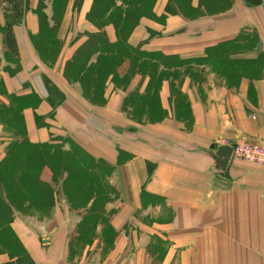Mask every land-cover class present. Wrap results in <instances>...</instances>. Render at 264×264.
Returning <instances> with one entry per match:
<instances>
[{
	"label": "crops",
	"instance_id": "obj_1",
	"mask_svg": "<svg viewBox=\"0 0 264 264\" xmlns=\"http://www.w3.org/2000/svg\"><path fill=\"white\" fill-rule=\"evenodd\" d=\"M40 3L24 0L13 23L18 55L4 38L12 10L0 6V171L14 142L38 152L15 168L32 173L37 190L21 208L0 182V264H264V164L232 155L221 171L211 154L221 144L264 145V0H231L227 11L194 16L159 0L127 38L134 55L106 79L90 74L104 56L92 43L101 32L87 17L93 0H84L75 22L81 33L53 38H42ZM44 3L52 25L54 5ZM191 5L206 12L199 0ZM70 13L72 5L61 30ZM106 34L114 45L115 27ZM58 42V54L47 57ZM136 51L155 70L127 79ZM188 68L202 76L185 75ZM176 70L182 104L171 80L156 91L157 76ZM156 92L160 118H134L153 109ZM42 151L49 160L56 154L54 162H41ZM68 162L102 175L112 190L106 212H87L97 197L76 206L83 202L68 192L75 186ZM42 184L51 196L41 197Z\"/></svg>",
	"mask_w": 264,
	"mask_h": 264
},
{
	"label": "rangeland",
	"instance_id": "obj_2",
	"mask_svg": "<svg viewBox=\"0 0 264 264\" xmlns=\"http://www.w3.org/2000/svg\"><path fill=\"white\" fill-rule=\"evenodd\" d=\"M98 0H93V4ZM100 1V0H99ZM159 0H101L100 2L105 4V6H110L109 10L106 11V14L103 17L96 18L92 15V11L87 14V17L89 21H92L98 28H101L102 30H105L106 33V27L107 25H113L116 29V35H117V41L113 45L112 43L108 42V39L105 38V53L103 56V59L99 61L98 65H95L94 67L91 68L90 74L92 72H99V75H103L104 79L108 77L109 74H112L116 72L118 67L123 63V61H126L128 57H131V55H134L132 51L129 49L127 46V38L134 27V25L137 23V21L144 15H150L158 3ZM191 1L192 0H169L170 6L172 9L174 8V4H177V7L181 9L185 15H197V14H202V13H218V12H224L230 9L232 3L231 0H199V5L205 6L206 7V12L200 10L194 11L191 9ZM84 0H52V4L54 5V13H53V23L52 25H49V18L47 14L44 12L43 7H42V12H41V21L43 23V28L42 29V38L45 36V34H49L52 36H59L62 34V36L67 32V31H73V33L77 32L81 33V30H78V26L75 24V22H78V15L80 16V10L83 5ZM45 4V3H44ZM68 5H72V10L73 13L69 14L68 17V23L67 28H64V30H61V22L63 19L66 17V9ZM114 6V7H113ZM102 16V15H101ZM51 23V22H50ZM39 39V44H42L43 39ZM61 44L59 42L53 46L50 47V45L45 49V53L47 54V57L49 58H54L59 50H60ZM46 48V46L44 47ZM138 55L134 57L135 59L132 60L133 63L132 67L130 68L129 72L125 75V78H129L130 75H132L135 72H140V73H146L148 72V69L150 66L153 67V65H150L149 62H144V53L136 51ZM135 52V53H136ZM129 59V58H128ZM143 59V60H142ZM173 61L172 59H170ZM217 61L213 63V69L218 72V66H217ZM229 70H225V75H228ZM162 78L169 79L172 82V93L171 95L173 97H176L177 102L182 104V99L183 95L180 93V89H178V85L181 82V76L183 75L181 72L178 70L174 71V73H168V75L164 76L162 74ZM185 75H189L190 77H193L196 79H199L202 76V73H195L193 72L192 69L188 68L187 71L185 72ZM161 78V79H162ZM230 81V78L228 76L227 78ZM234 80V78H232ZM90 81V77L88 79ZM86 77L82 79L84 83L88 81ZM91 83V82H90ZM159 82L156 83V89L158 90V84ZM89 90V89H88ZM87 90V92H88ZM156 90V91H157ZM89 96H94L98 100H100V93L95 92L93 93H88ZM134 98L132 97V100ZM152 103L151 106H153V109L150 110L149 113L146 112H136L133 111V116L134 118L137 119H142V117H146L147 120L149 121H155L159 119L160 117L158 116L157 112L159 111L157 108L159 102H158V93L156 92L153 95L152 98ZM178 103V104H179ZM158 110V111H157ZM135 112V113H134ZM21 129V127H20ZM42 153V152H41ZM28 158L29 160H36L38 156L37 151H32V149H29L28 151ZM56 157V154L53 155V157L50 158V162H54ZM58 158V155H57ZM60 160L59 158L57 161ZM31 164V163H30ZM62 164V163H61ZM68 162V167L73 168L74 172L71 174V181L75 186L72 188L68 189V192H70L71 197L76 201V203H79L80 200H82V204H76L77 207L84 206L86 201L93 198L97 197V200L94 202L92 206H89V209L87 210L88 213L90 214H101L106 212L107 210V202L110 199V196L112 195V190L108 183L106 181H103L102 175L90 173V172H85L82 169H80V164L78 166H73ZM11 166L14 168L11 172L8 170H5L4 176H5V184H7V188L10 191L11 196L13 197L14 203L16 205L18 204V207L21 208V204L25 201L24 199L28 197V195H25V190L21 187V183H19V177L20 179L22 175H19V173L16 171V166L15 164H11ZM31 166V165H30ZM73 166V167H72ZM63 167V166H62ZM10 168V167H9ZM3 171V170H2ZM9 175V176H8ZM33 175V174H32ZM1 176V175H0ZM3 176V174H2ZM1 176V177H2ZM22 181V180H21ZM99 186V187H96ZM44 197H48V194L42 193ZM43 197V196H42ZM23 207H25L23 205ZM86 223V222H85ZM88 225L93 223V221H87Z\"/></svg>",
	"mask_w": 264,
	"mask_h": 264
},
{
	"label": "trees",
	"instance_id": "obj_3",
	"mask_svg": "<svg viewBox=\"0 0 264 264\" xmlns=\"http://www.w3.org/2000/svg\"><path fill=\"white\" fill-rule=\"evenodd\" d=\"M44 1L45 0H41V3H40L41 7L44 6ZM100 1L99 0L96 1L95 4L92 5V9H91L92 15L94 17H96V18H98V16L99 17H103L106 14V11H108L109 7H110V6H108V7L105 6V4L104 3L102 4ZM247 1L249 3H253L256 0H247ZM23 3H24V0H0V6L2 8L6 9V10H12L11 11L12 12V19H7L6 20V26L4 28V38H5L6 46L8 47L10 52H12L14 55H18V50H17L16 37H15L14 29H13V23H14L15 20H18V19L21 18ZM173 9H172L171 6H169V11H173ZM152 13H153V11H152ZM152 13L149 16H151ZM144 16L147 17L148 15H144ZM144 16H142V17H144ZM140 19L137 21V23L140 21ZM45 36L47 38L55 37V36H52V35H49V34L48 35L45 34ZM105 38H107V34L103 31V32L98 33L97 38H96L97 40L95 39V41L92 42L94 44L93 46L96 47L95 44L98 45L99 48H97V47L96 48L101 50L103 53H105V51H106V49H105V47H106L105 46ZM79 59L81 60L80 56L78 57V62H79ZM205 60H208V58H205ZM162 62H163L164 65H167L168 67H170L169 65H172V64L174 66L181 64L179 62H178V64H175V63H173L171 61H169L167 63L165 59H163ZM150 70L154 71L155 69L152 66H150L148 71H150ZM162 76L163 75H161V74H160V76H157L158 78L156 79V81L157 82H159V80L161 81ZM157 82H155V84ZM154 87H155V85H154ZM14 127H15V130L18 131L19 133L23 132L22 129H20V126L14 125ZM24 142L25 141H22V142L18 143L19 144L18 146L14 142V144H12V146L9 148V155H8V157H6V160L4 162V163H6L5 166H7L5 170H8L9 172L14 170V168L11 166V164L12 165L15 164V166H16V165L21 164L22 162H24V164L30 162V160L28 158V156H29L28 151H29V149H31V147L28 148V146ZM75 149H76V147L74 146L73 151ZM39 156H40L41 162H44L43 160H45V162L47 160L49 161V158L46 157V154L43 151H42V153L39 154ZM11 168H13V169L11 170ZM5 170L4 171H0V175L2 176V174H3L2 177L0 176V182H2L3 184H5V176H4ZM22 177H24V179H25L24 181H27V182L29 181V184H28L29 187L24 189L25 190L24 193H25V195H29L30 196L33 193V191H37V190H35V188H32L33 175H32V173L27 174L25 172L22 175ZM0 191H1V189H0ZM3 191L6 192V195H7L8 199H9V202H11L13 205L16 206V204L13 201V197L10 194L9 189L5 187V189ZM39 191H40L41 197L43 196V198H45L44 195H42L43 192H44V194H48V196L49 195L51 196V190L48 187L44 186L43 184L41 185Z\"/></svg>",
	"mask_w": 264,
	"mask_h": 264
},
{
	"label": "built area",
	"instance_id": "obj_4",
	"mask_svg": "<svg viewBox=\"0 0 264 264\" xmlns=\"http://www.w3.org/2000/svg\"><path fill=\"white\" fill-rule=\"evenodd\" d=\"M233 156L254 164H264V145L258 142L237 143Z\"/></svg>",
	"mask_w": 264,
	"mask_h": 264
},
{
	"label": "water",
	"instance_id": "obj_5",
	"mask_svg": "<svg viewBox=\"0 0 264 264\" xmlns=\"http://www.w3.org/2000/svg\"><path fill=\"white\" fill-rule=\"evenodd\" d=\"M234 146L230 144H221L218 146L217 150L211 152L215 164L224 171L233 155Z\"/></svg>",
	"mask_w": 264,
	"mask_h": 264
}]
</instances>
